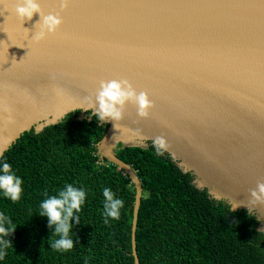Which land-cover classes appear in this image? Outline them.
<instances>
[{
  "label": "water",
  "instance_id": "water-1",
  "mask_svg": "<svg viewBox=\"0 0 264 264\" xmlns=\"http://www.w3.org/2000/svg\"><path fill=\"white\" fill-rule=\"evenodd\" d=\"M20 2L0 0V160L31 129L78 110L95 115L86 98L95 101L100 82L127 79L154 107L141 119L128 103L118 128L102 122L98 155L135 188L134 264L142 189L116 157L119 144L145 147L163 136L162 151L198 189L230 209L242 202L231 211L255 215L264 234V205L247 204L264 182V0H69L64 10L60 0H37L43 15L62 20L40 42L31 39L40 14L22 22Z\"/></svg>",
  "mask_w": 264,
  "mask_h": 264
},
{
  "label": "trees",
  "instance_id": "trees-1",
  "mask_svg": "<svg viewBox=\"0 0 264 264\" xmlns=\"http://www.w3.org/2000/svg\"><path fill=\"white\" fill-rule=\"evenodd\" d=\"M108 125L90 111H75L36 133L25 132L2 156L20 177L22 193L13 202L0 192V212L16 226L5 237L11 246L0 264H134L131 223L135 188L117 166L98 155ZM116 157L131 167L141 183L135 245L139 264H264V234L246 211L198 189L154 144L122 146ZM66 184L86 192L85 203L71 221L74 248L51 249L54 228L38 212L45 191L56 195ZM123 201L119 219L104 222L103 189ZM58 237L54 236L53 239Z\"/></svg>",
  "mask_w": 264,
  "mask_h": 264
},
{
  "label": "clouds",
  "instance_id": "clouds-1",
  "mask_svg": "<svg viewBox=\"0 0 264 264\" xmlns=\"http://www.w3.org/2000/svg\"><path fill=\"white\" fill-rule=\"evenodd\" d=\"M68 3L69 0H60L61 10L66 9ZM14 12L22 22L25 18L31 20L34 13L40 14V22L36 24L39 26V30L31 38L35 42L43 41L48 36L56 34L62 24L59 14L43 15L37 0H21L16 5ZM86 99L89 100V106L94 110V114L100 122L115 121L116 128L119 127V122L124 119V110L128 103L136 106L137 115L141 119H147L150 110L154 107L148 94L143 91L137 93L127 79L101 81L95 101L91 97ZM137 134H139V130H137ZM153 143L158 153L167 149V143L163 136H157ZM22 183V179L15 175L9 163L3 162L0 165V192L5 198L13 202L18 201L22 193ZM44 196L45 199L39 204L38 214L41 217H47L48 227L54 228L48 241L51 249L62 252L73 249L75 245L74 240L70 237L73 228L71 221L75 220L77 224L80 223V217L77 214L85 203L86 192L82 188L66 184L56 195L50 196L45 191ZM103 196L105 198L103 216L105 217L104 222L107 224L108 218L119 219L123 201L114 198V193L109 188L103 189ZM240 203L231 201V210L239 207ZM247 204L248 207L264 205V182H257L256 188L250 190V199ZM15 230L16 226L12 224L11 219L0 212V259L5 258L8 247L12 245L5 237L14 233ZM54 236L58 238L53 239Z\"/></svg>",
  "mask_w": 264,
  "mask_h": 264
},
{
  "label": "bare ground",
  "instance_id": "bare-ground-1",
  "mask_svg": "<svg viewBox=\"0 0 264 264\" xmlns=\"http://www.w3.org/2000/svg\"><path fill=\"white\" fill-rule=\"evenodd\" d=\"M125 129L124 128H120L117 130L116 132V136H122V134L124 133ZM108 147H110V144H107Z\"/></svg>",
  "mask_w": 264,
  "mask_h": 264
},
{
  "label": "rangeland",
  "instance_id": "rangeland-1",
  "mask_svg": "<svg viewBox=\"0 0 264 264\" xmlns=\"http://www.w3.org/2000/svg\"><path fill=\"white\" fill-rule=\"evenodd\" d=\"M131 143H127V145H130ZM143 146H145V145H143ZM194 184H196V183H194Z\"/></svg>",
  "mask_w": 264,
  "mask_h": 264
}]
</instances>
